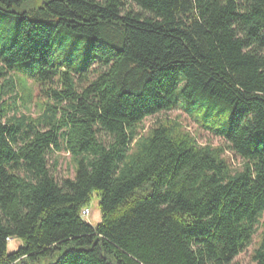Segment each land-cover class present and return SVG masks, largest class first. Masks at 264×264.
I'll return each mask as SVG.
<instances>
[{"label":"trees","instance_id":"obj_1","mask_svg":"<svg viewBox=\"0 0 264 264\" xmlns=\"http://www.w3.org/2000/svg\"><path fill=\"white\" fill-rule=\"evenodd\" d=\"M171 111L223 146L145 130ZM255 237L264 264V0H0V264H238Z\"/></svg>","mask_w":264,"mask_h":264},{"label":"rangeland","instance_id":"obj_2","mask_svg":"<svg viewBox=\"0 0 264 264\" xmlns=\"http://www.w3.org/2000/svg\"><path fill=\"white\" fill-rule=\"evenodd\" d=\"M18 104V113L17 116L20 114H26V115H32L35 116L38 113V109L36 108L34 102L31 104H22L21 101H17ZM172 118V119H178L181 124L183 125L184 129L189 131L193 136H195L196 140L200 144H209L212 146H223V140L217 136H214L206 131H203L197 127L195 123H193L190 118L182 111H171L167 114L159 115L156 117L148 118L145 120V130L152 125L156 119L158 118ZM225 155L229 162L232 164L234 168H238L241 165V160L237 157H235L233 154L229 152H225ZM54 158L57 161L56 166V176L57 177H66V176H72L73 175V168L72 164L69 158V155L66 152L56 153L54 155ZM55 159H50V164L53 165L55 163ZM98 196L94 192L93 198L91 201L90 206L88 207V214L84 217V219L91 225L95 226L97 223L101 221V213L98 207ZM19 239H12L9 241L8 244V250L14 251L17 249V247L20 245ZM258 243V237H255L252 244L241 254H239L235 259L234 262L238 264H253L252 261V253L255 247ZM50 260H43L41 264H45L49 262Z\"/></svg>","mask_w":264,"mask_h":264},{"label":"built area","instance_id":"obj_3","mask_svg":"<svg viewBox=\"0 0 264 264\" xmlns=\"http://www.w3.org/2000/svg\"><path fill=\"white\" fill-rule=\"evenodd\" d=\"M87 214H88V208L83 209L81 212V216L84 218ZM10 240L11 239H8V241H10Z\"/></svg>","mask_w":264,"mask_h":264}]
</instances>
